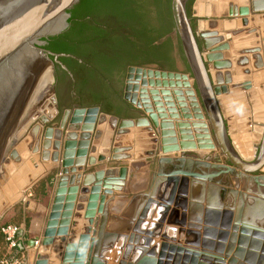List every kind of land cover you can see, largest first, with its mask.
I'll return each mask as SVG.
<instances>
[{"label": "water", "instance_id": "water-1", "mask_svg": "<svg viewBox=\"0 0 264 264\" xmlns=\"http://www.w3.org/2000/svg\"><path fill=\"white\" fill-rule=\"evenodd\" d=\"M79 0H0V140L10 120L11 115L22 99L32 77L34 71L40 62L41 64L49 61L46 57L45 51L38 45L43 44L42 38L60 33L67 25L68 11ZM190 0H171L170 10L173 20L174 28L173 34L181 46L185 60L189 67V72L182 71H167L160 69H153L147 67H130L125 83V98L137 110V116L118 118L108 113L100 111L97 107H79L73 110H66L58 123L59 128L55 129V141L50 142L49 136L53 132L52 126H47L45 138L37 140V144L32 149H27L24 141H21L12 148L9 156L16 163H24L20 171L22 174H28L29 170L33 171L38 167L35 159L28 156L29 153H39V143L42 142V151L40 153L41 159L47 161L50 159L49 148L54 150H62V157L60 159L59 178L57 181V195H62V188L68 185L67 179H75L74 176L69 177L71 172L82 170L83 166L101 164L108 159L121 160L131 157L130 154L121 153L128 150L122 141L127 138H133L134 133L147 134L149 137L157 138L160 134L161 146L160 151L163 154L182 152L180 156H162L158 158V169L153 174L152 187L154 188L152 195L147 196L146 206L142 214L137 218L134 224V231L145 232L146 237L145 245H150L152 236L161 235L167 237L166 233H158L161 225L169 212L170 206L186 205L187 187L189 184L200 183L203 190L202 194L207 188V200L195 201L194 205L201 207L203 201L207 205V219L205 220L204 227L200 226V218H194V223L189 224V231L199 235V229H202L209 235H217L218 229L215 230L214 226L208 225L209 222L215 223L219 218H223L226 222L233 221L235 231L231 235V242L228 243L227 249L235 246L237 239L238 247L236 252L241 253L240 247L243 246L244 239L248 233H253L258 240H254V247L262 251L259 261H254L256 264H264V245L261 243L260 238H264V228L259 226V222L253 220V214L264 217V137L261 143V149L254 159L243 158L242 155L235 148L234 144L228 135L225 118L223 115V108L221 106L220 95L226 91L227 84L232 81V73L225 72V78L221 82L219 74L214 73V70L229 69L233 66H243L249 61V58H234L231 62L232 55L229 49H233L234 43L229 41L228 44H222L213 48L212 45L207 43L204 35L197 33L195 30L194 22L188 13V2ZM227 1V0H221ZM243 6L238 8L235 2L229 3L227 16L242 17L244 24L248 23L249 15L264 13V0H242ZM263 14L259 15L262 18ZM251 20H254L252 18ZM261 21V19H256ZM223 29V23L219 22V30ZM253 32V31H248ZM236 33V32H235ZM209 42V41H208ZM260 51L259 49H251L245 53H253ZM222 52V54L220 53ZM223 57V60L217 61V58ZM257 62L255 68H262L263 62L258 55H255ZM243 72H247V69ZM235 73V72H234ZM223 84V85H222ZM147 87H149L147 89ZM235 88V86H232ZM247 90L250 88V83H243L236 85V88ZM184 91V92H183ZM185 93V94H184ZM184 94V95H183ZM191 99V111L188 108L186 97ZM174 97V98H173ZM174 99L181 107L182 117L187 120L190 118L205 119L206 123L193 122L194 128L199 129L204 126H209L208 133L199 132L195 133L197 141H194L188 133L187 129L191 128L189 122L179 121L176 126L179 128V141H175L170 137L174 132L169 129V125L175 119H178L179 113L175 108ZM55 96L52 95L51 103L48 107L44 108L43 113H38L33 119L40 118L41 123H36L31 129V137H37L39 128L48 123L54 118L57 110L53 106L55 104ZM98 117V126L105 124L108 121L111 128L116 130L115 135L112 131H96L94 130L95 119L92 120L93 124L85 125L88 131H81V122L85 114H95ZM208 123V124H207ZM90 129V130H89ZM133 129V130H132ZM264 132V129H263ZM25 133V132H24ZM230 134V133H229ZM64 139V140H63ZM14 144L17 140L14 138ZM63 140V142H62ZM79 140V141H78ZM104 142V145L97 149V156H88L91 152H95V147L92 141ZM168 141H173V145H168ZM76 148L79 150L77 151ZM201 149L210 150L218 149L226 157V163L222 159L216 162H211L204 159L188 157L190 150ZM155 152L151 151L147 155H154ZM76 155V158L74 159ZM195 156V155H194ZM30 159L33 162V167L28 168V161H23L24 158ZM197 157V156H195ZM25 158V159H26ZM195 168L201 170H212L209 172H199L195 169L187 170V168ZM36 171V170H35ZM119 178H125L127 175V168L121 167L119 170ZM80 178L82 175H77ZM21 175L19 176V178ZM74 178V179H73ZM241 180L244 183L254 184L256 191L251 190L248 186L246 189L253 192L256 196L250 195L252 200L243 201V211L238 215L233 212V208H217V204L225 203L224 198L227 195H235L236 192L231 187H228L233 179ZM225 179V180H223ZM206 184H205V183ZM87 183V182H86ZM26 184V183H24ZM29 185V184H28ZM24 186H27L24 185ZM104 186L111 188L109 182H104ZM27 187H24V194H22L21 203L29 208L31 198L27 195ZM157 190L159 192H157ZM157 193V194H156ZM261 194V195H260ZM176 201V202H175ZM175 202V203H174ZM251 204H250V203ZM158 204L164 208L161 212L160 223L156 224L155 230H143L142 227L145 219L148 218V212L152 205ZM249 217H246V213ZM174 211V210H173ZM176 211V210H175ZM92 221V220H91ZM255 221V222H254ZM107 222V214L103 212L98 224L95 234V241L93 244V252L87 264H107L105 259V252L114 246V243L126 238L125 234H118L117 232H105V225ZM184 225L185 221H176ZM214 225V224H213ZM91 230V229H90ZM183 228L180 229V231ZM239 232V236L237 233ZM21 231L19 232V235ZM238 236V237H237ZM131 242H138L139 234L130 235ZM34 243V240H31ZM113 244V245H112ZM172 250L185 251L180 245H171ZM74 245H69L72 248ZM19 248H22L19 244ZM231 249V251H232ZM229 251V250H228ZM227 251V253H228ZM185 251V254H192V259H182V263L192 262V264H209L199 259L201 255L197 251ZM156 254L154 249L150 251ZM69 256V253L66 254ZM162 256V255H161ZM154 257V256H153ZM152 256L144 257L138 260L136 264H155L156 260ZM177 262L181 260L176 257ZM160 261V260H158ZM229 264H240L233 256L229 259ZM72 264H84L82 260ZM212 264V263H210ZM224 264L223 259L216 258V263Z\"/></svg>", "mask_w": 264, "mask_h": 264}, {"label": "crops", "instance_id": "crops-1", "mask_svg": "<svg viewBox=\"0 0 264 264\" xmlns=\"http://www.w3.org/2000/svg\"><path fill=\"white\" fill-rule=\"evenodd\" d=\"M232 1L237 4L238 8L243 6L242 0H195L191 7V17L193 19L196 32L204 35V39L207 40V43L212 45L213 48H216V46L222 44H228L229 41L234 43L233 49H229L232 55L231 59H227L229 62H231L234 58H249V61L246 65H232L227 70L215 69L214 73L219 74L221 82L225 78V72L232 73V82L230 84L224 85L227 88V92H224L223 95L219 96L222 97L227 94V97L230 99L228 101L233 102L235 98L240 96L239 94L233 92L231 86H235L236 89V85L238 86L243 83H250L249 89L240 91H242V94L245 95L246 98H249L250 103L253 105L250 109V120L252 128L255 126L256 132L257 129L261 127L264 129V17H258L261 14L264 16V13H253L249 15V17H247L248 23L244 24L242 22L241 16H227L226 13L229 8V3ZM252 18H254V20H251ZM257 18L261 19V21H257ZM220 21L223 23L222 30H219ZM248 31L253 32L249 33ZM251 49H259L260 51L245 53V51ZM220 53L222 54V52ZM255 55H258L262 60V68H255V63L257 62ZM220 60H223V57L220 59L217 58L218 62ZM246 69L247 72H243ZM148 88L149 87H147V89ZM185 97L188 104L187 106L191 111L189 104L191 106L192 100L188 99L186 95ZM239 100V103L244 105V101L241 99ZM174 102L176 111L179 113L180 117L175 119L169 125L168 130H172L174 132V135L170 137V140L173 139L174 142L179 141V128L176 126V123L179 121L189 122L191 124V128L187 130L191 136H194L192 138L194 141H197V138L195 137V133L197 131L205 132L206 134L208 133L207 131L209 126L196 129L192 125L193 122L197 121L206 123L205 119L196 120L193 117L185 120L182 117L183 113L181 112V107L178 105V102L175 99ZM98 117H101V113H99L97 116L95 114H85L83 120L79 122L81 125V130H78L77 133H80L81 131H88V129L84 128L83 126L86 124H93L92 120L95 118L96 120L94 122V130L89 129L92 134L96 131L113 132L114 130L115 132V129L111 128L108 121H105V124L99 127L97 122ZM42 129L43 128H41L37 134V137L39 138L41 137V133L43 131ZM261 134L262 141L264 132ZM45 135L46 129L44 130L43 138H45ZM51 135L52 132L49 136V139L52 140L53 137ZM37 137L33 138L32 141L30 140V143H25L27 149H32V147L37 144ZM156 139L158 140L157 144H153ZM161 139L162 137L160 134H158L157 138L154 139L153 137H149L147 134L134 133V137L132 139L127 138L122 141V144H125L126 146H132L127 147L129 148L128 150H124L123 152L121 151V153L130 154V158L121 160L108 159L101 164H95L93 166L85 165L83 166L82 170L71 172L68 176H74L75 179L73 178V181L72 179H67L68 185L62 188L64 191L62 195L60 194V196L57 195V181L60 172L58 174L55 173L52 180L53 183L45 187V194H41V192L38 191L39 185L40 182L51 173V171L42 173L37 179L35 178L36 180L34 181H32V179V182H29V184L31 183L30 186H28L26 190L29 198H31L32 201L30 207H25L24 203L21 202L13 205L7 211V220L2 222H10L15 218L20 219L18 225L21 227L20 245L22 248H19V251L26 257L27 264H72L74 262H79L80 260H82L84 264H87L93 252V244L95 241L94 232L98 229L99 219L103 212H106L107 214L105 232H117L118 234H125L127 239L128 235H130L132 232V227L137 222V218H139L146 206L147 196H151L154 190L152 187V182L153 174L158 169V158L162 156H180L182 154V152L169 154H163L161 151L159 152L157 149L161 146ZM167 144L173 145L174 143L173 141H168ZM92 145L96 148L95 152H91L88 156H97V149L102 147L104 142H102V140L94 142L93 140ZM39 147L40 152L36 154H40L42 151V146ZM76 150L78 151L79 149L77 148ZM50 151L52 150L50 149ZM151 151H154L155 154L147 155ZM193 151L196 150L186 151L188 152V155H186L187 158H198L195 157L193 153H191ZM199 151L203 150L199 149ZM54 153L55 152H52L51 159L47 161L40 159L38 162V167L33 171H29L28 175L34 172L36 169L42 167L43 164H47L49 161V169H51V167L60 165V161L57 162L52 160V158L54 160L58 158L56 155L57 157L55 159ZM121 167L127 168V175L122 179L119 178V170ZM191 167L192 166L190 165L187 170L195 169ZM43 168L44 167H42V170ZM195 170L204 173L212 171H208L205 168H201V170ZM79 174L82 176L80 178H76ZM107 181L109 182L111 188L104 186V182ZM187 190L188 192L186 199L189 201L200 202L202 200H207V188L203 192L204 194H202L201 190H203V187L200 183L189 184ZM157 192L159 191L157 190ZM101 203L104 205L103 207ZM185 206V208L182 206H171L167 216H165V223L162 224H164L166 227H169L168 234L170 236H173V234L176 235L180 228L188 230L189 224L195 222L194 218L200 217V221L204 222L207 219L208 214L205 207L207 206L205 201H203L201 207L198 205L193 206L192 204H187ZM163 211L164 208L160 205H152L148 212V218L145 219L143 228L145 230H155L156 224L160 223L159 220L161 218V212ZM149 214L152 216L151 220L149 219L151 217ZM187 214H189L188 218ZM183 219L185 220L184 225L176 223V221ZM223 221H225L223 218H219V220L215 223L221 224ZM204 222L200 223L201 227L205 226L206 223L204 224ZM215 223L209 222L208 225H215ZM259 226L264 228V222H260ZM170 228L173 229L170 230ZM203 232V230L202 232H199L200 238L198 241L203 239ZM158 233H163L162 228L158 231ZM158 236L159 235H156L157 238H155V236L152 237V239L155 238L153 240L154 242H159L161 240ZM180 239L182 240V238ZM31 240H34V243H32ZM188 240L195 239L189 238ZM212 240H217V238H212ZM35 241H38L39 244L35 245ZM118 241L123 242L122 239L117 240V242ZM118 243H114V245H118ZM69 245H74V247L68 248ZM122 249H124V247ZM121 251L124 254L125 250ZM67 253H69V256H66ZM131 256L132 255H129L128 257L130 258Z\"/></svg>", "mask_w": 264, "mask_h": 264}, {"label": "flooded vegetation", "instance_id": "flooded-vegetation-1", "mask_svg": "<svg viewBox=\"0 0 264 264\" xmlns=\"http://www.w3.org/2000/svg\"><path fill=\"white\" fill-rule=\"evenodd\" d=\"M113 5L121 6V10H115ZM68 14L65 28L42 38L43 44L38 45L49 61L40 68L51 70L47 86L55 96L57 110L52 121L59 123L66 110L79 107H97L100 111L109 107L127 117L137 116L139 112L125 98L130 67L173 71L169 67L174 65L176 71L189 72L173 30L166 33L168 20L164 11L149 12L140 0H130L125 5L79 0ZM169 37L173 39L172 51L168 46L163 53L144 52L146 42L160 44Z\"/></svg>", "mask_w": 264, "mask_h": 264}, {"label": "rangeland", "instance_id": "rangeland-1", "mask_svg": "<svg viewBox=\"0 0 264 264\" xmlns=\"http://www.w3.org/2000/svg\"><path fill=\"white\" fill-rule=\"evenodd\" d=\"M41 65L42 64L39 62L34 71V74H33V77L30 83L22 99L20 100L19 104L17 105L16 109L11 115L10 120L6 126V129L3 133V136L0 140V209H1L0 210L1 211L0 212V224L4 220H7L8 218L7 211L13 205L21 202L20 199L22 198V194H24L23 193L24 187L28 188V186H30L31 184V183L30 184L27 183V186H24L26 185L24 183H26L29 180V175L27 173L22 174V172L20 171L21 167L24 166V163L19 164V163L14 162L10 158L9 153L11 149L16 147V145L20 143L21 141H24L25 143L27 142L30 143L32 141L33 138L30 135V131L36 123H41L40 118L36 120L33 118L38 113L44 112V108H47L45 107L46 103H51V97L53 93L52 91H48L49 89L47 86L49 79H50L49 76L51 75V70H50V67L46 68V66L43 68H40ZM231 88L233 92L240 95L239 97L235 98L233 102L228 101L230 99L227 97L226 93H225L226 95L220 97L221 105L223 108V115H224L225 122H226L227 132H228V135H230V139L232 143L234 144L235 148L238 150V152H239V146L242 147V149H247V151L250 154V157H246V158L252 160L255 158V156L261 149V143H262L261 133L263 132V129L261 127L257 129V131L255 132V126H253L252 128V124L250 120V116H251L250 109L253 106L252 103H250L249 98H246V96L242 94V91H240L242 90L241 88L239 89L238 87L235 89L232 86ZM223 94L224 93H222L221 95ZM239 99L244 101V105L239 103L240 101ZM189 107L191 108L190 104H189ZM54 122L56 121L55 120L52 121L51 119L48 123L42 125L43 131L41 133L40 140L43 139L44 130L47 128V126L50 125L52 127H55L57 125L55 128H58V123L56 122L54 124ZM115 132L113 130L114 135H115ZM14 138L17 140L16 144H14V141H15ZM53 139H52V142H54ZM157 142L158 140L156 139V141L153 142V144L155 143L157 144ZM41 144L42 142L39 143V146H41ZM62 150L63 149L58 150L59 151L58 161H60L62 157ZM157 150L160 152V147ZM195 150L196 151H193L191 153H193V155L197 156L199 159H204V160H208V161L216 162V163H218V161L221 159L223 163L224 162L226 163L227 161L226 157L218 149H210V150H203V151H199V149H195ZM175 153H178V152H175ZM28 156L35 159L36 163H38L41 159L40 154L29 153ZM25 158L23 161H28L29 163L28 168L33 167V162H31L30 159L28 158L25 159ZM45 165H46V168H45ZM49 166H50V161L47 164L42 165V167H44L43 170H42V167L36 169L35 172L36 173L38 172L37 174H39L37 175L36 179L42 173L46 171L54 172V175L55 173L56 174L59 173V168L55 166L49 169ZM20 175L21 177L19 178ZM36 179L34 178L32 181ZM232 179L233 181L228 187H231L232 189H234L236 194L227 195L226 198H224L225 203L222 202L221 205H226L228 207L233 208L235 213L238 215V213L241 212V210L244 208L243 201L245 200V203H246L247 200H252V197H250V195L256 196L252 191L249 192L246 188L250 186L251 190L256 191V189H255L254 184H248V182L244 183L243 181L237 180L235 178H232ZM25 193H26V190H25ZM244 211H243V219L245 217ZM253 216H254V218H252L253 220L258 221L259 223L264 222V218H260L259 216H255L254 214ZM246 217L247 218L249 217L248 209H247ZM158 237L159 239L163 238L161 235H159ZM125 239L126 238H124V240L122 239L123 242L118 241L119 243L116 241L115 243H118V245L115 244L112 248H110V250L105 252L107 264H120V262H123L124 260L123 256L125 253L123 254L121 250L126 251V247L122 249L124 247ZM126 241H128V238L126 239ZM168 255H169V252L167 253V261L172 264H175V261L173 259H170ZM134 257H135V254H132L130 258H134Z\"/></svg>", "mask_w": 264, "mask_h": 264}, {"label": "bare ground", "instance_id": "bare-ground-1", "mask_svg": "<svg viewBox=\"0 0 264 264\" xmlns=\"http://www.w3.org/2000/svg\"><path fill=\"white\" fill-rule=\"evenodd\" d=\"M50 77H51V75L49 76V78ZM45 107H47L49 109V111H52V109L50 107H48V103H46V106ZM40 129L41 128H39V130ZM54 130L55 129L53 128V132H52V135H51L52 137H55V131ZM39 139L40 138L37 137L36 138V141L39 140ZM53 141H55V139ZM50 142L52 143V140ZM50 149L52 151H50ZM49 152H50V159L52 157V152H55L54 153L55 154V159H56L57 156H58V158L56 160H54L52 158V160L53 161H58V159H59V151L58 150H54L53 148H49ZM239 153L242 155L243 158L250 157V154L247 151V149H242V147H240V146H239ZM75 158H76V155H75L74 159ZM37 173L35 171L32 172V173H30L29 174V177L30 178L26 182V184L29 183L32 179L36 178L37 175H39ZM113 190H115V189H113ZM101 192H103V191H101ZM187 192H188V190H187ZM98 193H100V192H98ZM260 193L261 194H264V192H262V191ZM186 198H187V196H186ZM186 202H187L186 205L187 204L188 205L189 204H192L194 206L193 201H189L188 199H186ZM104 204H105V202H104ZM101 205H102V203H101ZM217 205H218L217 208L220 209V210L222 208L224 210H227V208H228V206H226V205H220L219 203ZM103 206L104 205H102V207ZM171 206H175V204H172ZM171 206H170V208H171ZM179 206H175V207H179ZM205 207L207 208V206H205ZM98 210H100V209H98ZM232 211L235 212L234 209ZM185 213H187V212H185ZM181 214H182V212H181ZM181 214H179V215H181ZM175 215H176V213H175ZM175 215H173V216L176 217ZM188 215L189 214H187V218H188ZM149 216H151V215L149 214ZM151 218H152V216L149 219L151 220ZM184 218H186V217H184ZM165 219H164L163 223H165ZM186 221H189V220H186ZM201 222L203 223L204 221H201ZM174 224H175V222H174ZM234 224H236V223L233 222V221H231V223L230 222L223 221V223H221V224H219V223H215V225H213V224L211 225L210 224L211 226H214L213 228H215V230L218 229L217 231H218L219 234H217V235H209L208 233H205V235H203V239H201V241L200 240L198 241V239L200 238L199 237L200 234L197 235L193 231H192V233H190L186 229H183V230L180 231L181 228L178 230L179 233L177 232L176 235L173 234V236L172 235L170 236L168 234L169 227H166V226H164V224H162L160 228H162L163 233H166L167 234V237L160 238L161 240L159 242H154L153 240L155 238H157L155 236V238L152 239L150 245H148V246L145 245V240H144V238L147 236L146 233L145 232H138L137 233L136 231H134V226H135L134 225L132 227V232L130 231L131 232L130 235L139 234L140 238H138V242L135 243L134 241L131 242L130 241V238H129L130 235L128 236V241H125V243H124V248L126 247V251L124 252L125 254L123 256L124 257V260H123V262H120V264H136L138 260H141L144 257H149L150 258L151 256L152 257L154 256L153 258L160 260V261L156 260L157 263H155V264H172V263H170V262L167 261V253L168 252H169V255H168L169 258L170 259H173L175 261V264H183L182 263V261H183L182 259L184 258V256H185L186 259H192L194 257V255H192V254H189V255L185 254V251H186V253H187V251H191V252L197 251V252H199L201 254L199 256V259L200 260H203L204 262H210L212 264H213V262L216 263V258L223 259L224 260V264H229L228 261H229L230 257H232V256L234 258H236L237 261L240 264H256L254 261H259V258H260V255H261L262 251L260 249H256V247H254V244H253L254 243V240H258V239H256V237H255V235L253 233H248L246 235V238L244 239V242H243V246L241 245V247H240V250H241V253L242 254H239L238 255V252H236V246L238 247L237 239L235 240V246L233 247V249L231 248L232 251H231L230 247L227 249L228 243L230 244V242H231V235L235 231ZM142 229L145 230L143 227H142ZM172 229L170 228V230H172ZM149 230H152V229H149ZM149 230H146V231H149ZM198 231L199 232H202V229H199ZM237 235L239 236V232L237 233ZM180 238H182V240ZM189 238L190 239L191 238H194L195 240H188ZM212 238H217V240H212ZM260 241L264 245V238H260ZM171 245H180V247H182L185 251H178V253H177V250H172V248H171L172 246ZM153 249H154V252H156V254L150 253V251H152ZM227 251H228V253H227ZM132 254H135V257L134 258H128V256L129 255H132ZM176 257L178 259H180L181 261L180 262H177V260H175ZM186 264H192V262L190 261V262H187ZM259 264H260V262H259Z\"/></svg>", "mask_w": 264, "mask_h": 264}, {"label": "trees", "instance_id": "trees-1", "mask_svg": "<svg viewBox=\"0 0 264 264\" xmlns=\"http://www.w3.org/2000/svg\"><path fill=\"white\" fill-rule=\"evenodd\" d=\"M114 2V3H120V4H127L129 3L130 0H98V3H101V4H105L106 2ZM143 4L147 5L149 7V12H151L152 10H157V11H164V13L166 14V18L168 20V29L166 30V33H169L173 30L174 28V24H173V20H172V17H171V10H170V2L171 0H140ZM194 0H190L189 3H188V6H187V9H188V13L189 15H191V7H192V4H193ZM115 8V10H121L119 6L117 5H113ZM140 34L137 35V37H141L139 36ZM140 41V40H139ZM169 46L170 48V51L173 50V47H174V44H173V39L171 37H169L166 41L160 43V44H153V40L152 41H148L146 42L145 44V49H144V52L146 53H149V52H154V51H160L161 53H163L164 51L166 52V49L167 47ZM178 47H179V50L181 51L182 53V49H181V46L180 44L178 43ZM144 48V46H143ZM56 50H64L63 48H60V47H56L55 48ZM143 63V62H142ZM142 63H139L142 64ZM170 70H173V71H176V67L174 65H172L171 67H169ZM102 111L103 112H106L108 114H113V115H116L117 117L119 118H125L127 117V115H122L120 113H115L112 109H110L109 107H103L102 108ZM54 178V172H51L48 176L45 177V179H43L41 182H40V185H39V192H41V194H45V187L47 185H51L53 182ZM19 218H15L14 220H11L10 222L13 223V224H19ZM10 222H7V223H10ZM6 255V245H5V241H4V238L1 234V231H0V260Z\"/></svg>", "mask_w": 264, "mask_h": 264}, {"label": "built area", "instance_id": "built-area-1", "mask_svg": "<svg viewBox=\"0 0 264 264\" xmlns=\"http://www.w3.org/2000/svg\"><path fill=\"white\" fill-rule=\"evenodd\" d=\"M0 231L6 245V255L0 260V264H27L26 257L19 251L21 227L4 222L0 224ZM38 244L35 241V245Z\"/></svg>", "mask_w": 264, "mask_h": 264}]
</instances>
